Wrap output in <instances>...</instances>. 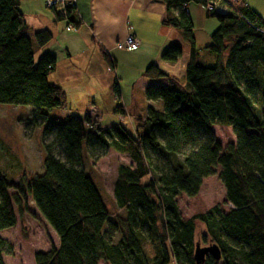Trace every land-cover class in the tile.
Instances as JSON below:
<instances>
[{
    "label": "trees",
    "instance_id": "1",
    "mask_svg": "<svg viewBox=\"0 0 264 264\" xmlns=\"http://www.w3.org/2000/svg\"><path fill=\"white\" fill-rule=\"evenodd\" d=\"M154 1L165 5L162 25L177 29L190 45L183 83L155 63L140 74L166 80L144 90L145 99L160 100L162 109L148 105L136 117L135 135L120 125L102 130L87 113L67 116L44 129L59 142L62 158L53 143H45L42 172L16 184L0 166V231L16 221L8 194L14 188V202L28 195L57 235L58 246L36 252L35 264H196L197 222L204 225L201 239L216 244L221 254L219 260L206 255L202 264H264V20L242 0L226 14L207 11L206 0ZM193 3L218 21L205 46L209 65L197 61L186 9ZM73 14L69 22L75 26ZM51 38L48 29L24 24L19 0H0V104L29 105L34 121L44 115L42 109L66 107L63 88L47 79L55 57L43 53L34 59L33 45L39 50ZM181 54V45L172 42L160 59L174 63ZM112 88L117 95V80ZM213 124L228 125L235 135L223 151ZM82 142L88 153L111 148L130 157L131 164L117 166L113 198L122 214L113 220L81 167ZM217 166L229 208L216 204L183 218L177 196L196 195ZM5 247L0 236V264Z\"/></svg>",
    "mask_w": 264,
    "mask_h": 264
},
{
    "label": "rangeland",
    "instance_id": "2",
    "mask_svg": "<svg viewBox=\"0 0 264 264\" xmlns=\"http://www.w3.org/2000/svg\"><path fill=\"white\" fill-rule=\"evenodd\" d=\"M244 1L264 18V0ZM19 8L29 21H33L34 15L54 18V13L45 6L43 0H19ZM190 8L192 34L199 53L197 61L200 64H212L211 53L205 49V46L210 42V35L218 27V21L216 17L206 16L205 8L201 5L193 3ZM57 23L62 24L64 21L61 20ZM174 30L177 33L169 43H179L182 54L178 63H168L174 64V68H171L175 72L174 76L183 83L184 66L189 55L190 45L182 39L177 29ZM74 31H76L75 28L72 32ZM162 51L163 49L160 54ZM33 53L34 59L40 55V50L34 45ZM93 53H95L94 57L87 54L86 57L83 55L74 58L73 66L68 62L59 64L60 69L64 67L63 69L70 70L62 84V87H65V108L42 109L44 115L34 121L31 106L0 104V166L9 181L16 184L21 181L22 177L25 178L24 181H27L35 174L42 172L43 159L46 154L45 143H53L55 154L62 158L59 142L52 134H44V129L50 122H63L67 116H83L87 113L98 121V127L102 130L110 129L113 125H120L127 132L135 135L136 117L144 116L148 105L159 110L162 109L160 100L152 101V103L147 101L140 88L142 79L137 66L138 56L119 51L115 67H112L96 48ZM160 54L156 53L154 59L161 62L162 60H158ZM88 58L90 63L86 64ZM157 61L155 64L159 65ZM48 79L53 80L52 75ZM114 80H117V95L112 88ZM255 97L258 98L257 105H261V94L258 93ZM210 128L222 151L228 144L235 142V135L230 126L213 124L210 125ZM81 157V167L96 186L107 207L109 218L115 219L117 215L122 214V211L116 207L113 198L117 166L131 164L130 157L126 153L117 152L111 148H97L88 153L84 142L81 144ZM219 171L220 168L217 166L212 175L202 179L196 195L187 196L181 193L177 196V204L183 218L204 213L216 204H220L224 210L229 208V204H224L225 193L219 178ZM8 194L11 197L16 221L12 227L0 231V236L6 242L2 254L3 261L5 264H35L34 254L36 252L58 246L57 235L28 195L25 200L16 204L14 202L15 189H8ZM196 227L195 242L200 247L210 245L209 240L201 239L200 234L204 231V225L197 222ZM98 264L105 263L99 261ZM171 264L174 263L171 262Z\"/></svg>",
    "mask_w": 264,
    "mask_h": 264
},
{
    "label": "crops",
    "instance_id": "3",
    "mask_svg": "<svg viewBox=\"0 0 264 264\" xmlns=\"http://www.w3.org/2000/svg\"><path fill=\"white\" fill-rule=\"evenodd\" d=\"M190 5L186 9L191 19ZM21 13L24 24L32 30L48 29L51 32V40L39 50L40 54L50 53L55 57V67L48 74L47 79L52 75L53 80L48 79V81L61 88H63L62 84L70 70H65L64 67H61V70L60 63L68 62L73 66L74 58L83 55L86 57L87 54L94 57L95 53L93 52L96 48L99 53H101L100 49H103L111 58L112 67H115L118 52L123 51L126 54L138 56L137 66L140 75L147 65L157 61L154 59L155 54H160V51L177 33L175 28L162 25V20L166 15L165 5L154 0H76L73 14L76 29L74 32H72L73 29L65 28L66 21L63 20V25L58 24L57 22L62 19H57L55 14L52 19L43 15H34L33 21H29L25 18L23 11ZM79 28L81 29L79 30ZM128 34L138 40L139 47L137 49L127 50L116 46ZM178 59L174 63H178ZM89 60L88 58L86 64L90 63ZM157 63L164 71L175 75L171 69L174 68V64L170 65L165 61H157ZM102 64H100L101 67ZM141 79L140 88L143 93L150 85L158 86L166 83L165 79L143 77Z\"/></svg>",
    "mask_w": 264,
    "mask_h": 264
},
{
    "label": "built area",
    "instance_id": "4",
    "mask_svg": "<svg viewBox=\"0 0 264 264\" xmlns=\"http://www.w3.org/2000/svg\"><path fill=\"white\" fill-rule=\"evenodd\" d=\"M237 0H206V10L215 14H226L232 11ZM45 6L49 8L56 17L66 21L67 30L74 29L75 26L69 22V16L75 12L76 0H43ZM118 48L135 50L139 47V42L131 34H128L122 41L116 44Z\"/></svg>",
    "mask_w": 264,
    "mask_h": 264
},
{
    "label": "water",
    "instance_id": "5",
    "mask_svg": "<svg viewBox=\"0 0 264 264\" xmlns=\"http://www.w3.org/2000/svg\"><path fill=\"white\" fill-rule=\"evenodd\" d=\"M206 255L212 256L215 260H219L221 257L220 250L216 244H210L208 246L200 247L198 243H195L193 258L196 264H202Z\"/></svg>",
    "mask_w": 264,
    "mask_h": 264
},
{
    "label": "bare ground",
    "instance_id": "6",
    "mask_svg": "<svg viewBox=\"0 0 264 264\" xmlns=\"http://www.w3.org/2000/svg\"><path fill=\"white\" fill-rule=\"evenodd\" d=\"M208 11V10H207Z\"/></svg>",
    "mask_w": 264,
    "mask_h": 264
}]
</instances>
